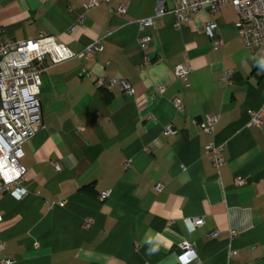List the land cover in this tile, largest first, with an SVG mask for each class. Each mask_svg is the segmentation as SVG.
Wrapping results in <instances>:
<instances>
[{
  "label": "crops",
  "instance_id": "crops-1",
  "mask_svg": "<svg viewBox=\"0 0 264 264\" xmlns=\"http://www.w3.org/2000/svg\"><path fill=\"white\" fill-rule=\"evenodd\" d=\"M87 1L0 0V41L43 33L78 53L102 47L91 60L42 72L44 126L21 159L27 194L0 196V260L264 264V44L245 48L229 5L177 26V0H163L167 12L146 30L142 50L139 22L158 0L84 11ZM210 20L218 47L205 32ZM177 66L188 68L187 78ZM98 78L125 80L133 93L100 88ZM255 112L261 124L250 121ZM209 117L217 121L206 132ZM210 144L219 148L218 167ZM196 219L203 223L193 226ZM183 242L193 254H183Z\"/></svg>",
  "mask_w": 264,
  "mask_h": 264
},
{
  "label": "built area",
  "instance_id": "built-area-1",
  "mask_svg": "<svg viewBox=\"0 0 264 264\" xmlns=\"http://www.w3.org/2000/svg\"><path fill=\"white\" fill-rule=\"evenodd\" d=\"M110 0H88L83 5L87 11L99 4H106ZM233 7L239 17L235 22L237 33L241 37L245 48L252 49L264 44V0H177L172 14L176 25L189 18L190 14L205 11L208 14L215 13L221 6ZM116 11L119 14L125 12V7L120 5ZM163 0H158L153 14L139 22L138 38L139 47L147 48L150 28L158 18L166 14ZM84 17H82V20ZM207 36L212 39L214 47H218L221 41L218 37V24L215 20L207 22L205 27ZM102 47L93 42L83 52H74L63 43H59L53 36L39 34L34 39L22 42L5 39L0 41V196L4 193H14L18 197H25L27 190L26 168L21 164L24 156L23 145L36 132L44 126V120L39 100L41 75L46 67L59 64L72 58H86L91 60L93 55L100 52ZM148 61V59L146 58ZM188 68L177 66L175 74L187 78ZM228 78V77H227ZM96 85L100 88L118 86L128 93H133V88L125 80L98 78ZM178 108L180 103L176 102ZM262 113L252 114L250 121L253 124L262 123ZM216 117L207 118L202 124L206 132H211L216 123ZM166 132L174 134V130L167 126ZM215 166L223 163L219 156V148L213 144L207 146ZM160 184L156 185L159 189ZM106 194H101L103 200ZM2 215L0 214V223ZM203 223L202 219L192 222L193 226ZM216 236L217 232H212ZM3 244L0 242V250ZM184 255L193 254V248L188 242L180 245ZM12 260H0V264H11Z\"/></svg>",
  "mask_w": 264,
  "mask_h": 264
},
{
  "label": "clouds",
  "instance_id": "clouds-1",
  "mask_svg": "<svg viewBox=\"0 0 264 264\" xmlns=\"http://www.w3.org/2000/svg\"><path fill=\"white\" fill-rule=\"evenodd\" d=\"M261 66H264V60L260 61Z\"/></svg>",
  "mask_w": 264,
  "mask_h": 264
}]
</instances>
